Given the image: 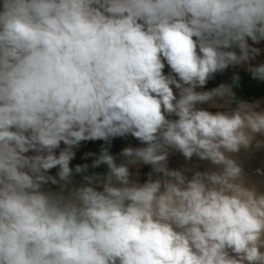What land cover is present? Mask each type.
<instances>
[{"label":"clouds","instance_id":"1","mask_svg":"<svg viewBox=\"0 0 264 264\" xmlns=\"http://www.w3.org/2000/svg\"><path fill=\"white\" fill-rule=\"evenodd\" d=\"M264 0H0V264H264Z\"/></svg>","mask_w":264,"mask_h":264},{"label":"rangeland","instance_id":"2","mask_svg":"<svg viewBox=\"0 0 264 264\" xmlns=\"http://www.w3.org/2000/svg\"><path fill=\"white\" fill-rule=\"evenodd\" d=\"M258 162L262 163L264 165V156L258 157V159L254 162L256 166H260L261 164H258Z\"/></svg>","mask_w":264,"mask_h":264},{"label":"bare ground","instance_id":"3","mask_svg":"<svg viewBox=\"0 0 264 264\" xmlns=\"http://www.w3.org/2000/svg\"><path fill=\"white\" fill-rule=\"evenodd\" d=\"M258 164H261L259 167H264V165L262 163L258 162Z\"/></svg>","mask_w":264,"mask_h":264}]
</instances>
